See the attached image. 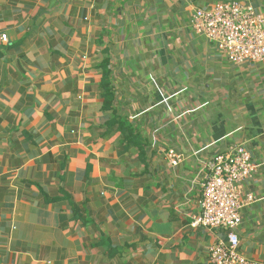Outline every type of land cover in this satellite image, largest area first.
<instances>
[{
  "label": "crops",
  "instance_id": "crops-1",
  "mask_svg": "<svg viewBox=\"0 0 264 264\" xmlns=\"http://www.w3.org/2000/svg\"><path fill=\"white\" fill-rule=\"evenodd\" d=\"M232 2L264 18V0H0V264H210L228 239L195 223L207 163L236 147L255 166L239 249L264 264V62L191 29Z\"/></svg>",
  "mask_w": 264,
  "mask_h": 264
},
{
  "label": "built area",
  "instance_id": "built-area-1",
  "mask_svg": "<svg viewBox=\"0 0 264 264\" xmlns=\"http://www.w3.org/2000/svg\"><path fill=\"white\" fill-rule=\"evenodd\" d=\"M191 29L196 35L215 43L234 64L264 62V18L252 4L218 3L210 9H198ZM6 41L7 36H2ZM168 158L176 166L181 157L169 150ZM211 176L204 185L202 213L195 223L227 232V245L210 249V264H248L240 252L236 230L241 223L242 203L238 184L255 171L248 149H236L218 155L207 163Z\"/></svg>",
  "mask_w": 264,
  "mask_h": 264
}]
</instances>
